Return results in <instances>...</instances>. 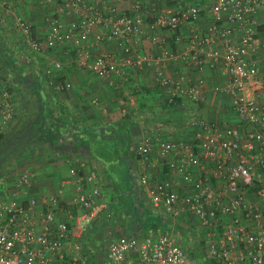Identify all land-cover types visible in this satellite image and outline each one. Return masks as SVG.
Returning <instances> with one entry per match:
<instances>
[{
  "label": "built area",
  "instance_id": "2783aa9c",
  "mask_svg": "<svg viewBox=\"0 0 264 264\" xmlns=\"http://www.w3.org/2000/svg\"><path fill=\"white\" fill-rule=\"evenodd\" d=\"M259 11L264 18V0H213L208 9L185 0H167L166 9L160 11L144 9L136 1L130 12L107 0H61L58 15L44 36L46 48L72 42L78 64L109 85L114 84L113 77L123 75L127 63L142 67L153 61L155 82L167 100L183 98L192 104L187 119L194 128L191 141L151 131L137 138L136 153L149 168L138 178L153 207L173 217L183 209L192 214L207 232L203 257L212 264H264V67L255 56L264 43V36L259 35ZM204 13L214 20L202 30L190 28L184 38L182 27ZM62 14L76 15V19L65 23ZM14 20L25 48L42 53L31 25L19 16ZM144 25L154 32L143 35ZM96 26L103 29L95 34L96 42L115 41L132 59H118L107 52L92 55L83 39ZM158 30L173 32L176 40L186 39L188 49L176 57L196 72L219 66L226 74L225 82L211 90L227 97L233 119L202 116L197 108L204 100L202 78L173 79L165 74L158 57L133 48L134 40L143 35L168 55L163 39L155 34ZM50 64L53 68L62 65L56 58ZM69 86L68 82L53 84L56 91ZM13 108L12 95L0 77V133L12 119ZM159 164L182 175L184 193L173 189L167 179L153 176ZM194 168L203 172L198 179L193 178ZM69 173L74 177L75 194L67 205L80 211L68 213L69 220L56 219L58 196L29 197L23 204L18 191L27 194L34 178L26 170L16 180V192L0 196V264H87L79 237L104 206L98 202L100 190L93 171L72 165ZM189 252L198 253L166 233L140 238L122 235L109 242L107 259L110 264L202 263Z\"/></svg>",
  "mask_w": 264,
  "mask_h": 264
},
{
  "label": "crops",
  "instance_id": "0c3cea01",
  "mask_svg": "<svg viewBox=\"0 0 264 264\" xmlns=\"http://www.w3.org/2000/svg\"><path fill=\"white\" fill-rule=\"evenodd\" d=\"M60 1L0 0V77L6 81L3 74L7 73L11 75L8 79L12 80L14 76L23 81L26 80L24 75L28 73L33 75L30 77L36 78L34 81L39 82L44 76L47 95L43 97L42 93L39 101H43L45 115L50 117L46 121L49 123L46 126L49 130L45 145L27 149L0 171V196L14 194L17 190L16 180L26 170L34 178L27 194L18 191L17 196L21 197L23 204L26 205V198L29 197L58 196L60 204L56 210V219L69 220L68 213L80 212L67 205L75 194L74 177L69 173V168L72 165H83L86 171L95 173L100 190L98 202L104 206L93 216L79 237L82 254L87 261L110 264L107 259L108 244L118 236L140 238L166 232L190 249L196 246V257L202 258L201 247L207 241V232L185 209L179 216L173 217L160 208L153 207L146 188L138 178L141 172L149 168L142 164L135 150L137 138L145 131L172 140L191 141L194 128L187 124V119L193 112L192 104L179 98L181 103L176 108L163 106L165 95L155 82L156 64L153 61L142 67L132 62L127 63L123 75L113 77L114 84L109 85L106 79L97 77L78 64L72 42L62 47L46 48L44 36L51 19L58 15L57 5ZM107 1L125 12H130L136 1L148 10L160 11L167 7V0ZM185 1L208 9L213 0ZM16 16L22 17L31 25L34 36L43 46L42 53L25 48L23 36L14 20ZM262 16L259 11V35L263 37ZM60 17L65 23L76 19V15L62 14ZM213 20L210 13H204L195 23L185 24L182 27L184 38L188 36L190 28L202 30ZM143 27V35L154 32L147 25ZM96 33H103V29L96 26L83 39L85 48L92 55L107 52L118 59H132L133 55L124 53L115 41L96 42ZM155 34L163 39L165 48L170 52L168 55L162 54L163 48L151 43L143 35L134 40L133 48L158 57L165 74L173 79L185 77L192 78L193 81L202 78L204 100L197 105L202 116L207 119H233L227 110V97L211 90L213 85L224 83L227 78L220 67H205L202 72H196L192 65H186L176 57L178 52L188 49L186 39L176 40L173 32L166 30L155 31ZM255 56L259 66L264 67V43ZM55 58L60 60V68H53L50 64ZM44 68L47 72L45 74ZM55 82H68L70 86L56 91L53 87ZM18 105L14 103L12 119L7 126H11L15 120L20 122L21 117L18 116L21 114V103ZM37 105L39 102L35 101L32 106ZM18 108L20 113H17ZM59 117L61 122L56 120ZM6 130L7 127L1 134L6 133ZM192 175L194 179H198L203 172L194 168ZM153 176L160 180L167 179L173 189L185 192L186 183L182 175L169 172L163 164L153 170ZM187 233L197 236L188 241Z\"/></svg>",
  "mask_w": 264,
  "mask_h": 264
},
{
  "label": "rangeland",
  "instance_id": "374dc122",
  "mask_svg": "<svg viewBox=\"0 0 264 264\" xmlns=\"http://www.w3.org/2000/svg\"><path fill=\"white\" fill-rule=\"evenodd\" d=\"M4 1H6V0H4ZM5 5H7V3ZM45 68H44V71H45L44 74L47 73L46 70H45ZM3 76H4V78H6L5 79L7 81L6 83L9 84L10 93L12 95V100L14 101V103H17V106H19L18 103L19 104L21 103V111H20L21 114H19V116H18L19 118L21 117L20 118V122L19 123H18V121L15 122L16 121L15 120L11 126L8 125L7 126V130H6V133L9 132V131H11V130H13V128H16V127H19V128L20 127L21 128L28 127V124H31L36 119H39L40 120L39 127L42 128V130L45 133L46 132V129H47L46 126H47V124H49L48 122L46 123V121L50 117L49 116L46 117V115H45L46 114V112H45V106L43 104V101H41V102L39 101V97H42V95H41L42 93H43V97H45L47 95L46 94L47 91L44 90L46 88V86H47V82H46V79L44 80V76H42V78H41L42 81H39V82L38 81H34L36 78L30 77V76H33V75H30L28 73H26L24 75L25 78H26V80H23V81H21L19 77L15 78L14 76H13V79L12 80L11 79H8L9 76H11V75H9L7 73L3 74ZM29 78H31V81L28 82V79ZM35 101H38L39 102V105L32 106L33 105V102L35 104ZM38 106H40V107H38ZM197 108L199 110L200 107L198 106ZM20 112H19V108H18L17 109V113H20ZM126 130H128V129L126 128ZM122 132H123V130H121L120 133H122ZM6 133H4V134H6ZM15 133H16V131H15ZM0 135H3V134L0 133ZM13 160L11 162H13ZM189 222H190V218H189ZM166 233H168V232H166ZM187 234H188V235H186L187 238L189 237L188 238V241L191 238H194V237L197 236V235H192L191 233H187ZM174 238H175V236H174ZM177 241L184 246V243H182L179 240H177ZM185 247L188 248V251L190 250V248L188 246H185ZM193 250H196L197 251L196 246L193 247ZM190 254H191V256H197V255H195L194 252H191ZM203 259H204V257H203ZM87 264H94V263H93V261L88 260L87 261Z\"/></svg>",
  "mask_w": 264,
  "mask_h": 264
},
{
  "label": "trees",
  "instance_id": "16d2710c",
  "mask_svg": "<svg viewBox=\"0 0 264 264\" xmlns=\"http://www.w3.org/2000/svg\"><path fill=\"white\" fill-rule=\"evenodd\" d=\"M8 85L9 84H7V89L10 91V87ZM180 103L181 100L179 98H175L172 101H168L165 97L163 106L169 109L176 108ZM56 120L61 122L62 119H60L59 117ZM39 123L40 120L36 119L31 124H28V127H16L13 128V130L7 132L6 134L0 135V171L7 165H9L13 159L20 156L27 149L35 146L45 145V138L48 136V128L44 133L42 128L39 127ZM201 249L202 250L200 254L203 255L204 244ZM200 259L202 262L201 264H212L211 261L207 259Z\"/></svg>",
  "mask_w": 264,
  "mask_h": 264
}]
</instances>
